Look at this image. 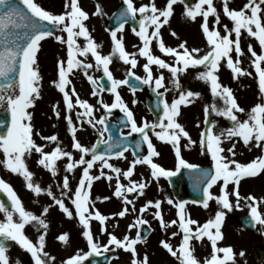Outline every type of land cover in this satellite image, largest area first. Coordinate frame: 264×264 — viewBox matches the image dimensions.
Masks as SVG:
<instances>
[{"label":"snow or ice","instance_id":"snow-or-ice-1","mask_svg":"<svg viewBox=\"0 0 264 264\" xmlns=\"http://www.w3.org/2000/svg\"><path fill=\"white\" fill-rule=\"evenodd\" d=\"M221 7L218 9L214 0H166L163 7H158L155 0L149 3L137 5L134 0H122L121 8L116 15L119 21L118 26L113 29H106L110 32L112 42L111 51L102 54V44L97 43L92 36L85 21L90 18L88 11L81 6L80 0H65L64 11L60 14L46 10L37 0H0V108L6 107L11 115L10 126L6 133L0 134V151L5 159L0 161L5 168L13 174L20 175L25 181V187L34 195H47L52 203L43 206L40 214L27 210L13 186L0 177V192L7 196L10 203L0 200V212L4 214V220L0 221V264H10L9 256L6 254L10 245L9 241L16 242L22 249L31 253L35 264H55L56 258L45 250L46 235L49 223L46 219L49 210L53 206L64 213L67 218L78 219L82 226V236L86 240L89 251L77 250L74 254L63 260L62 264H84V261L91 255H101L112 249H121L130 253V264H150L147 252H138L137 245L147 242V233L151 226L143 214L149 209H154L153 217L159 221L162 229L177 225L179 232L173 231L171 237L182 233L178 246H174L168 240H160V246L165 249L179 264H236V253L232 246H218V242L224 239L222 225L226 214L235 209H242L241 200H244L249 209L247 224L255 228L257 225L264 229V197L247 195L242 197L239 192L241 180L253 178L264 174V103H256L247 112L241 107L233 93L232 88L220 82L219 70L223 65L232 73V78L238 79L241 76H251L252 73L241 67V57L245 55L242 48V40L247 42L254 39L260 49L259 53L254 49L253 44L246 43V51L251 57V66L254 68L258 81V88L261 99H264V0H247L239 9L230 7L231 0H220ZM177 4L184 6L182 15L195 22L201 18L200 28L206 37L207 50L187 46V41L172 47L167 46L162 38L161 29L168 25L170 18L174 15ZM23 5V7L19 6ZM103 7L97 3L93 16L103 15ZM221 15L230 20L232 27L221 23ZM212 24H209V18ZM129 21H136L138 29L133 27L132 32L140 39L142 46L138 52L129 53L125 49L123 30ZM151 29V31H150ZM57 30L64 35L56 34ZM118 33L121 35L118 37ZM171 35L176 36L175 31ZM52 37L55 41L66 46V57L57 61V79L52 85L62 94V100L66 110L65 120L71 135V148L79 152V158L73 156V152L65 150L61 146L57 134L43 136L39 131L34 132L32 124V113L30 108L34 107L35 101L40 98L42 88V76L38 65V53L41 50V42ZM83 38L85 43L82 46L78 43ZM156 42L158 51L172 58L168 62L161 56L153 54L152 43ZM133 47H136L135 45ZM203 51V54H201ZM94 58L93 63H87L79 57ZM235 55V60L233 58ZM137 55L146 58L142 65L145 72L144 77L138 76L133 69L138 65ZM113 58H118L127 69L124 79H116L110 71V64ZM158 69L167 70L170 73L171 88L165 86L164 73L158 72L153 75L152 66ZM202 71L196 74V78L210 85L214 98L222 101L223 106L212 103L204 108L205 119L204 129L199 134V144L211 156L213 167L211 170L200 168L198 165L188 163L181 155V140L186 139L188 144L196 141L191 139L189 132L184 125L178 122L181 116V107L193 103L194 99L201 94L190 89H185L180 83L181 74L191 68L201 67ZM102 70L104 76L110 82L105 88L100 81L101 78H94L89 70ZM75 69L83 71L87 80L93 85L91 95L98 97L97 105L104 109V115L96 118L95 112L99 109L89 103L87 99H81L76 92L72 80L69 78ZM147 85L155 92L156 108L159 114L155 120L142 119L138 124L134 113L129 109L118 89L127 86L135 94L138 85L132 79ZM163 89V91H160ZM108 91L113 94L112 103H107L101 93ZM176 91L178 94L169 102L165 97L166 93ZM137 103L136 100L132 101ZM79 107L82 111L76 112L75 124L71 113ZM53 112L57 118L60 116L59 103L52 105ZM119 109L124 113L119 123L130 128L125 134L120 132L119 138L109 132L107 123L112 110ZM226 118L230 127L220 129L218 132L213 129L217 122L209 120V115ZM240 114L246 118L241 119ZM97 130L98 139L90 147L81 143L77 138L78 130H83L84 123ZM4 121L0 120V124ZM199 127V124H197ZM105 133H109L104 139ZM152 134L157 140L170 144L175 157V169H166L157 163L154 158H159L161 153L156 149L149 135ZM132 134L137 138L129 141ZM39 137L45 144H38L33 138ZM225 141L230 145L226 149L222 146ZM242 142L249 150L253 147L261 150V155L254 157L247 163L239 162L235 157L237 143ZM55 144L51 151H45L47 144ZM147 145V154H142L143 145ZM101 145L104 147L101 149ZM187 146V145H185ZM132 149L133 159L129 162L126 170L110 163V160L127 159L125 153ZM225 153H227L225 155ZM33 154L37 155V164L48 170L52 177L59 173L58 161L65 159L64 172L73 173L74 170L82 167V176L73 189L70 184L69 175L65 174L56 187L60 190L57 195L51 185L42 187L35 180V174L29 169L26 160ZM90 157V158H86ZM98 164L99 174L92 175L90 170ZM147 166L150 169V176L154 180L161 177L170 179L181 172V169H188L195 174V185L202 191V198L193 200L191 203L202 205L204 209L209 208V202L215 201L218 209L214 216L199 224L186 212L185 200L174 201L167 198L168 205L174 206L177 211V219L170 222L164 220L161 205L163 201L148 200L139 209L136 207L137 199L145 194V190L151 183L141 179H131L136 166ZM110 170L111 174L104 170ZM121 177L128 182L122 183ZM104 178L111 182L115 178V186L112 197L121 201V210L109 215L102 214L95 208V202L91 198L93 182ZM220 183V194H214L211 189ZM229 185H232L229 192ZM201 186H203L201 188ZM131 195V198H129ZM230 197H234L233 200ZM111 197H96V200H109ZM65 200L70 201L74 206V213ZM129 214H137L135 219L127 225L126 233L122 238L108 231L105 222L113 218H125ZM100 224V234H107L106 243L101 244L94 236L91 229V222ZM30 225L37 231V240L34 243L26 234L25 227ZM148 225L145 234H141V228ZM192 225L196 227L193 228ZM118 227V224L115 225ZM135 229V236L130 233ZM264 234V232H262ZM207 238L210 242V254L202 259L195 255L193 241L203 243ZM59 242L69 243L70 235L67 232L58 234ZM112 246V248H110ZM222 254V255H220ZM238 255L245 256V251L240 250ZM118 258V257H117ZM19 264V262H17Z\"/></svg>","mask_w":264,"mask_h":264},{"label":"rangeland","instance_id":"rangeland-1","mask_svg":"<svg viewBox=\"0 0 264 264\" xmlns=\"http://www.w3.org/2000/svg\"><path fill=\"white\" fill-rule=\"evenodd\" d=\"M57 0H37V2L44 7L46 10H49L53 12L54 14H60L64 11V3L65 0H58V3H56ZM60 2V3H59ZM134 2L139 5L141 3H149V0H134ZM158 7H163L166 2L162 0H155ZM247 0H231L230 7L239 9L243 6L244 3H246ZM81 6L86 11H90L91 16L92 11H94L95 5L97 3L101 4L103 7V10H106L107 12L110 11V13H106L104 11V14L99 16H94L92 19L93 21H98V19L103 22L102 24L107 27L106 18L108 16H111L114 11H116L120 4L122 3V0H80ZM214 3L216 7L219 9L221 7L220 0H214ZM175 12L174 15L170 18L168 25H164L161 29V35L162 38L167 46L175 47L179 45L183 41H187V46L191 49L192 47H197L202 49L203 51L207 50L206 45V37L203 35L200 23L201 18H197L195 22L191 21L190 19L185 18L182 13L184 11V6L181 4H177L174 6ZM86 22V21H85ZM221 23L227 24L229 28L232 27V24L229 19L221 15ZM209 24L211 26L212 24V18H209ZM88 28H92L94 31V25L91 23H86ZM108 28V27H107ZM104 31V28L101 29ZM151 31V29H150ZM175 31L177 33L176 36L171 35V32ZM98 33V32H97ZM95 33L97 37V40L95 41L97 43L102 44V54H108L111 51L112 42L110 39V32L108 31V38L110 39L111 46H106L104 44V40L107 38V36H101L100 33ZM58 34L64 35L66 38V33L59 32ZM123 38H124V45L126 51L129 53L132 52H138V48L142 46V42L140 39L132 32L131 28L129 26H125L123 30ZM121 35V33H118V37ZM247 42H250L253 44L254 49L259 53L260 49L258 47L257 42L254 39H250ZM244 40H242V48L245 50V55L241 57V67L247 69L248 72H251V76H241L238 79L232 78L231 71L223 65L219 70V77L220 82L230 88H232L233 93L237 99L238 104L243 107L246 112L254 106L256 103H264V99H261V93L258 88V81L256 78V73L254 71V68L251 66V57L250 54L246 51V43ZM56 43H60L54 40V38L49 37L46 38L44 41L41 42V50L38 53V65L40 73L43 72L46 74L45 83L43 87L41 88V95L45 96L41 99H37L35 101L34 107L30 108L29 111L32 113V124L34 128V132L37 129H40L43 136H48L52 134H57L58 139L61 142V146L65 150H69L73 152L74 151L71 148L72 139L71 135L68 129L67 122L65 120L66 110L64 107V103L62 100V94L52 85V81L57 79V61L58 59H62L66 57V47L65 45L59 44L58 48H55ZM78 43H80L82 46L84 45L85 41L83 38H79ZM136 47H133V46ZM152 51L153 54L161 56V58L165 59L168 62H172V58L160 53L158 51V48L156 47V42L153 41L152 43ZM203 51L201 54H203ZM47 55V58L49 60V57L51 55V61L48 65L45 66V69L43 66H41V63L43 64L45 60V56ZM80 59H84L87 63H93L94 64V58L89 54L88 57H79ZM138 65L133 71L139 75L140 77L145 76V72L143 71L142 65L146 62V58H142L139 55H137ZM233 58L235 60V55L233 54ZM120 63L118 66L113 67L112 64L116 63L115 58H113L112 63L110 64L109 68L110 71L113 74V77L116 79H124L127 69L130 67L129 65H125L122 61H120L118 58H116ZM153 75L156 76L158 72H163L165 76V86L171 88L172 85L170 83V73L167 70L164 69H158L157 66L153 65ZM203 68L196 67V68H189L186 73L181 74L180 76V83L185 89H190L192 91L199 92L201 95L194 99L193 103L188 106H182L181 107V116L178 118V122H180L186 130L189 132L191 139L193 141H196L194 144H188L186 139L181 140V155L182 157L188 162H194L196 164H211V156L207 153L205 149H202V147L199 144V134L204 129V119H205V113L204 108L206 105H210L212 103L217 104V106H223L222 101H220L218 98H214L211 92L210 85L202 80H199L196 78V74L199 71H202ZM89 74L92 75L94 78H100L103 75L102 70H95V68L89 70ZM69 78H73L75 80V86L76 92L79 94L81 99H87L89 103L94 105L99 110L96 111L94 114L96 118H99L101 115H104V109L101 108L99 105H97V99L98 97H93L91 95V84H89V81L87 82L84 80V73L80 69H75L73 71V74H70ZM203 82L204 86L200 88L199 84ZM44 86H47L44 88ZM118 90H120V94L124 101H126L127 106L132 104L133 100H138V98L141 97L140 94L135 92L133 94L130 89L127 86H121ZM163 91V89H161ZM144 95L146 93H143ZM178 93L176 91H172L169 93H166V98L170 102ZM102 98L107 103H112L114 100L113 94L109 92H102L101 93ZM59 103V111L60 116L57 118L53 112L52 105ZM136 105L135 112L138 114L137 118L139 122H141L142 119H147L149 121L154 120L153 116L150 114L147 105L142 104L140 105L141 109L139 110ZM6 108V107H3ZM0 108V109H3ZM82 111L79 107H77L73 112V121L75 124H79L78 121H76V112ZM40 118L42 126L44 125L43 129H41L36 122V119ZM240 118L244 119L246 118L244 114H240ZM215 120L217 122L216 127L213 129L214 131L218 132L220 129L230 127V122L223 117L216 116L215 113H211L209 115V120ZM199 124V127L197 126ZM36 127V128H35ZM44 133H47L44 135ZM36 137L34 135V139L36 140ZM98 137V133L96 129H93L91 126L87 125V123H84L83 130H78L77 132V138L86 146H91L96 138ZM42 141V140H41ZM159 141V140H158ZM37 143V141H36ZM46 143V142H45ZM44 143V144H45ZM160 144L164 146V159L162 166L166 169H175L176 164V157L174 154V151L170 144H167L165 142L159 141ZM187 145V146H185ZM225 149L230 145L229 141H225L222 145ZM55 147V144H47L45 147V151H51ZM235 151L237 152V156L235 159H237L239 162L247 163L254 157H257L261 155V150L258 148L253 147L251 150H249L246 146L243 145L242 142H238ZM227 153H225L226 155ZM80 155V154H79ZM125 156L127 159H114L112 160L113 164L116 165L118 160H125L127 162V167L129 165V162L132 160L131 156H129V153H125ZM90 158V157H86ZM5 159L2 151H0V161H3ZM59 167V173L56 177H53L54 180L51 179V174L48 170H45L42 166L36 167L31 166L29 169L35 174V180L40 183L42 187H47L48 185H51L53 188V191L59 195V189L56 187L57 184H59L62 180V177L67 174L64 172V165L66 163L65 159H62L57 162ZM111 163V160H110ZM82 167L80 166L79 171L82 172ZM127 169V168H126ZM122 169V170H126ZM94 170V175L99 174L98 164L94 166L92 169ZM39 171V173L37 172ZM106 173L111 174V172L108 171V169L104 170ZM17 176H20L18 174H15ZM70 175V174H67ZM82 174L80 173L79 179L81 178ZM0 177H2L5 181L10 183L15 191L17 192L18 196L21 198L25 208L27 210L33 211L35 214H40L42 211L43 206H47L51 203V199L47 196L48 201L44 200L43 198H40L39 201L41 202L42 206L40 209H34L33 203L31 202L33 196L32 191L27 190L26 187H18L17 184L14 182L13 179V173H11L9 170H7L3 163H0ZM115 179V178H114ZM131 179L134 180H141L144 179L146 181L150 180L151 183L145 190V194L142 197H139L137 199L136 207L139 209L146 201L148 200H156L159 199L163 201L161 208H162V214L164 217V220L166 222H170L173 219H177V209L172 206L168 205L166 202V197L164 196L163 190L169 188L167 187L168 184H166V178L161 177L158 181L154 180L150 176V169L147 166H136L134 170V175ZM256 179H260V175L256 177ZM70 184L72 187L75 185V178L71 179L69 176ZM243 180V179H242ZM241 180L240 186H239V192L242 197L247 196L249 194L254 195L258 198L264 197V187H262L261 183L256 180V185L252 188H246L243 186V182ZM104 182V183H103ZM122 183H127L128 181L125 180L123 177H121ZM100 183V186H108L113 185L115 186V180H112L111 182L105 180L104 178H101L99 181H97L96 185ZM155 183L157 185L155 186ZM155 186V187H154ZM160 189V191H158ZM232 185H229V192H231ZM106 195L112 196L111 190L105 189ZM211 191L219 195L220 194V183L218 182L217 185L213 186ZM108 192V193H107ZM92 198V196H91ZM131 198V195L130 197ZM174 201H178L174 197H171ZM34 199V198H33ZM230 199L233 200L234 203V197H230ZM66 206L70 208V210L74 213V206L70 204V201L65 200ZM245 202L244 200H241L242 209H233L231 212H228L225 217V222L227 224V227L229 228V232L227 236L219 242L220 246H232L234 249V252L236 255V264H262L259 260L258 253L256 248L261 245L264 247V229H261L259 225H257V232L255 233H245L243 232L240 227L238 226L236 217L240 214H246L249 213V209L244 206ZM95 208L98 209L102 214H106L107 212H112L111 209L107 208L104 203L102 204H95ZM218 209V205L215 203V201L209 202V208L204 209L202 205L198 204H192L188 203L186 205V212L190 215L192 219H195L199 224L200 221L204 218V221L201 222L203 224L206 222L207 219L214 216L215 212ZM154 209H149L146 213L143 214V218L147 219L149 221L150 226L154 229V236L150 237L149 240H147L146 243L140 244L137 246L138 252H147L150 264H162L163 259H170L172 264H179V262L172 257L165 249L164 252L161 253L163 257L158 255V259L156 257L154 258L155 254L160 253V244L159 241L164 239L168 240L170 243H172L174 246H178L180 240H175L174 237H171L170 233L173 231L179 232V229L177 225H172L171 227L167 229H162L159 226V221L154 219L153 213ZM75 215V213H74ZM108 215V214H106ZM137 214H129L125 218H121L122 221H120V226L116 227L114 223H112L113 219L105 222V227L108 229V231L115 234L118 238H122L123 235L126 233L127 225L132 222L135 219V216ZM128 220V222L125 221ZM4 220V214L0 212V221ZM49 223V229L46 235V245L45 250L49 252L51 256H54L56 258L55 264H62L63 260L66 259L68 256L74 254L77 250H82V252H86L85 248H87L86 240L82 236V226L78 223V219L72 218L68 221L62 223V224H52ZM91 227L96 228V230L93 232L94 236L97 237V235H100V232L98 228H100V224L96 221L91 222ZM193 228H195V225H192ZM135 229H133L130 233H128L130 236H135ZM67 232L70 235V241L67 244H64L62 242H59L57 240L58 234ZM25 234L35 243L37 240V231L34 227L30 225H26L25 227ZM98 238V237H97ZM101 242V244L106 243L108 236L107 234H104V237L98 238ZM12 242V241H11ZM195 246V255L202 259L207 256L208 247L206 246V243H210L207 238L205 237L203 239L202 244H198L195 241L192 242ZM112 248V246H110ZM84 249V250H83ZM240 250L245 251V256L240 257L238 255ZM89 251V250H88ZM119 251L118 258L116 257L111 264H130V253H127L121 249H118ZM25 252H28L26 249H22L16 242H12L11 247L7 251V255L10 259V264H35V261L33 257L31 256V253L28 252L27 256H25Z\"/></svg>","mask_w":264,"mask_h":264},{"label":"bare ground","instance_id":"bare-ground-1","mask_svg":"<svg viewBox=\"0 0 264 264\" xmlns=\"http://www.w3.org/2000/svg\"><path fill=\"white\" fill-rule=\"evenodd\" d=\"M56 3H58V0L56 1ZM103 11H106V10H103ZM106 13H110V11H108V12L106 11ZM97 25H99V27H103L102 26L103 24L99 20H98V24ZM100 35L101 36H106V34L105 33H102V32L100 33ZM59 44L60 43L54 44L55 45V48H58ZM104 44L106 46L108 45V39L107 38L104 40ZM115 60H116V63H113L112 64L113 67L118 66V64L120 63L116 58H115ZM47 61H48V65L50 63H52V61H51V55L49 57V60H48L47 55H46L43 64L41 63V66H43L44 69H45V66L47 64ZM41 76H42L41 84H42V87H43V85L45 83L46 74L43 72L41 74ZM84 78L87 81V77L85 75H84ZM70 79L72 80V83L75 84V80L73 78H70ZM199 86H200V88H202L204 86L203 82H201L199 84ZM46 87L47 86H44V88H46ZM92 88H93V85H91V90H92ZM41 92H43V91H41ZM42 96H40L39 99H41ZM43 97H45V96H43ZM36 122H37V125L41 129H43L44 125L42 126L40 118H37L36 119ZM36 131H39L41 133V130L40 129H37ZM46 134L47 133H44V135H46ZM36 141L39 144H44L45 143V141H41V139L39 137H36ZM75 155L76 156L74 158L78 159L79 158V152L75 151ZM37 158H38L37 155L36 154H33L31 156V158H29V159L26 160V163H27V165H28L29 168L31 166H33V165L36 166V167H40L37 164ZM37 172L39 173V171H37ZM69 176H70L71 179L75 178L77 180V181H75V185L73 187V189H74L76 187V185L78 184L79 169L74 170L73 173H70ZM256 177H253V178H244L242 180L243 186H245L246 188H252V187H254L256 185V180H257ZM13 179H14V182L17 184L18 187H22V188L25 187V181L23 180V178L21 176H17L15 174H13ZM257 181H259L261 183L262 187H264V174H261L260 175V179H258ZM103 188L105 189V187H103ZM94 189H95V183L93 182V188H92V190H94ZM32 196H33L34 199L32 198L31 202L33 203L34 209H37V210L40 209L41 206H42L41 202L39 201L40 198H43L44 200L48 201V198H47V196L45 194H40L39 196H36V195H34V193H32ZM104 196H107V195H105L104 193H99L97 195H94L92 197V200L95 202V204H102V203H104V205H106L107 208H113V212H118L119 210H121V207H122L121 201L118 200L115 197H111V199H109V200H103V201L96 200V197H104ZM51 203H52V201H51ZM46 219H47V221H49L50 223L55 224V225L62 224V223H64V222H66V221L69 220V218H67V216L64 213H62V211L58 208V206H53V207L50 208L49 213L47 214ZM119 220L122 221L121 218H118V219L114 220L113 223L120 225V221ZM125 221L128 222V220H125ZM202 221H204V218L200 221V224H201ZM227 224L224 221V223L222 225V232H223L224 238L227 236V234L229 232V228L227 227ZM180 236H181V234H180ZM180 236L178 235V238ZM46 242H47V240H46ZM206 246H208V250L211 251L210 243L209 244L206 243ZM218 246H220L219 242H218ZM159 251H160V253L155 254L154 258L156 257V259H158V255L159 254H160L161 257H163L161 255V253L164 252V249L162 247H160V250ZM24 254H25V256H27L28 252H25ZM153 264H155V263H153ZM162 264H172V262H171L170 259H166L165 258V259L162 260Z\"/></svg>","mask_w":264,"mask_h":264},{"label":"water","instance_id":"water-1","mask_svg":"<svg viewBox=\"0 0 264 264\" xmlns=\"http://www.w3.org/2000/svg\"><path fill=\"white\" fill-rule=\"evenodd\" d=\"M13 3H18V0H12ZM21 7H23V5H19ZM119 12V11H118ZM118 12L115 13V15L112 17L111 20V24L116 28L118 26L119 21L116 19V15H118ZM133 24V26L136 27L137 22L136 21H129ZM132 79L133 83H136L138 85L137 89H142L143 85L139 83V81H135L134 78H130ZM102 82L105 86V88L110 86V82L107 80V77L104 76L102 79ZM156 110L159 112V110L156 108ZM160 114H162V112H159ZM124 115L120 114L119 115V119L121 120L123 118ZM0 120H3L4 123L0 124V134L6 133L7 131V127L10 126L11 123V115L10 112L8 111H1L0 112ZM109 125V132L114 136L119 138L120 136V132L122 129L124 128H128L127 126H125L124 124H120V125ZM101 149L104 147L103 145L100 146ZM204 169V168H202ZM206 170H211V169H207ZM173 178V183L174 185L177 187V191H180L181 187H187V194L188 197L192 200H198L202 198V191L198 190L196 185H195V174L188 170V169H184L183 171H181L180 173H178L176 176L172 177ZM203 186H201L202 188ZM1 197L3 199V201H5L6 204L10 203L7 199V196L5 194H3L1 192ZM247 219H248V215H243L241 217H239V222L242 225L243 229L245 230H254L255 228H253L251 225L247 224ZM149 234V231L147 233V236ZM9 244V242H7ZM260 252V257L262 258V260H264L263 257V251L261 249H259ZM112 259V255H103V256H99L94 254L89 263L87 264H108Z\"/></svg>","mask_w":264,"mask_h":264},{"label":"flooded vegetation","instance_id":"flooded-vegetation-1","mask_svg":"<svg viewBox=\"0 0 264 264\" xmlns=\"http://www.w3.org/2000/svg\"><path fill=\"white\" fill-rule=\"evenodd\" d=\"M147 90H151V88L148 87ZM149 97L150 96H147V95H141V97L138 98V100H136L137 101L136 104H137V107H138L139 110L141 109V107H140L141 103L147 105V103L149 102V99H150ZM128 106L135 111V109H136V105L135 104L132 103V104H130ZM150 136H151L152 142L155 145L156 149L161 153L159 158H154V159H155L156 162H159L160 164H162L163 163V159H164V146L162 144H160L159 141L154 136H152L151 133H150ZM128 152H129V156H131V158L133 159V156L131 154L132 152H130V151H128ZM114 159L115 158H113L112 160H114ZM112 160H111V163L113 164ZM117 162L118 163L116 164V166L120 167L121 169H126L127 168V162L125 160H118ZM113 180H115V179H113ZM156 185H157V183H155V186ZM159 190L160 189H158V191ZM152 234H153V232H152Z\"/></svg>","mask_w":264,"mask_h":264}]
</instances>
